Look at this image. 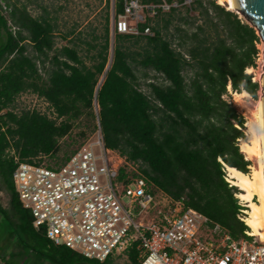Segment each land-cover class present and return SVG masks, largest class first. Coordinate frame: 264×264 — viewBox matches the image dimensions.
<instances>
[{
  "label": "trees",
  "instance_id": "1",
  "mask_svg": "<svg viewBox=\"0 0 264 264\" xmlns=\"http://www.w3.org/2000/svg\"><path fill=\"white\" fill-rule=\"evenodd\" d=\"M115 1L116 19L124 0ZM166 2L179 6L147 16L139 34L115 30L112 43L107 17L103 34L94 33L91 40L79 36L73 45L59 47L52 18L35 16L26 2L0 0V177L11 193L18 223L1 202L0 214L8 220L9 233L37 255L57 264H119L98 262L52 243L33 225L13 180L16 157L33 162L55 155L59 140L84 113L99 119L105 145L138 162L156 191L202 212L210 228L219 225L236 239L247 236L244 231L250 228L238 217L243 209L236 196L240 190L225 178L226 165L249 173L250 161L239 146L246 118L224 95L230 79L236 92L246 80L245 90L257 97L259 82L244 70L257 66L260 37L238 13L216 0ZM148 27L152 35L143 33ZM84 50L91 64L83 58ZM151 72L155 80L147 82L145 90L141 79ZM23 92L44 98L55 118L36 109L17 113L15 100ZM129 257L122 264L138 262L135 251Z\"/></svg>",
  "mask_w": 264,
  "mask_h": 264
},
{
  "label": "built area",
  "instance_id": "2",
  "mask_svg": "<svg viewBox=\"0 0 264 264\" xmlns=\"http://www.w3.org/2000/svg\"><path fill=\"white\" fill-rule=\"evenodd\" d=\"M178 5L166 0L158 4L124 0L115 30L139 34L146 12L155 16L159 9L168 11ZM143 33L151 34V29ZM41 158L29 162L16 157L13 180L33 225L56 245L102 263L129 262L135 251L136 264H264V241L250 229L244 231L247 236L236 239L219 225L210 228L202 212L168 195L160 199L138 162L105 145L99 119L96 140L67 160L49 164ZM228 174L226 167L229 182ZM240 211L238 217L246 223L245 209Z\"/></svg>",
  "mask_w": 264,
  "mask_h": 264
},
{
  "label": "rangeland",
  "instance_id": "3",
  "mask_svg": "<svg viewBox=\"0 0 264 264\" xmlns=\"http://www.w3.org/2000/svg\"><path fill=\"white\" fill-rule=\"evenodd\" d=\"M21 2H26L28 4L29 10L35 15H48L52 18L57 24V33L56 41L57 46H62L65 44L73 45L74 40L78 42V37L82 39L91 40L92 35L103 34L104 26L106 24L107 17L110 18V33L112 38V43L114 42L115 37V15L116 7L115 0H20ZM193 1V0H192ZM191 1V2H192ZM218 2V0H216ZM110 2V5H108ZM191 2L185 3L190 5ZM179 6V5H178ZM227 9V5H223ZM47 8L48 13L44 12V8ZM232 10V9H231ZM191 14L197 15L196 12H191ZM147 16H151L146 12ZM239 16L244 20L245 18L239 14ZM154 17V16H153ZM201 21L199 20L198 23ZM247 22V21H246ZM131 24H134L132 21ZM69 33L67 38H64L63 35ZM153 33L151 32V35ZM87 46L84 45V48ZM259 49V54L257 57V66L254 68L253 80L255 77L259 78V73L263 72V41L257 43ZM112 51V48H111ZM84 59L88 64H91L90 54L83 51ZM155 72H151L149 77L141 79L143 89L147 90V82L154 81L155 78L152 76ZM44 75V73H43ZM259 82V89L257 91V97L247 96V97H238L232 89V92L225 94L224 97H227V100L230 101L237 109L239 113L245 116L246 123L244 127L245 138L248 140L249 136L253 135L250 132V127L247 126L248 122H252L254 119V112L257 109L258 101L262 93L261 80H256ZM234 97L241 99V102L238 104L234 100ZM14 107V106H13ZM95 111H98L99 107L95 104ZM17 113H21L23 110H38L43 113H46L51 118H55L56 114L53 113V108L50 107L49 103L42 97H39L33 92H23L19 94L15 100V107L13 108ZM7 109L2 112H6ZM62 118L58 119V122H61ZM95 123L98 124V118L94 119L88 113H84L79 119L74 121V126L68 135L59 140L60 148L55 155H44L42 160L49 164H60L65 161L67 156H70L77 150L85 147L89 142L96 140L97 128H95ZM256 128V127H254ZM240 146V140H239ZM95 152H99L98 147H94ZM241 150V147H240ZM245 159H247V154L243 153ZM250 161L249 173L252 171L251 166H257L258 160L247 159ZM238 188V187H237ZM240 190V188H238ZM160 199L165 197L163 191H157ZM237 196V195H236ZM166 198V197H165ZM238 201L240 198L237 196ZM126 201L128 199L124 198ZM254 200L258 202V197H255ZM0 202L2 206L8 211L11 219L18 223L17 218L14 216V210L11 205V193L3 183L0 177ZM166 202V201H165ZM241 202V201H240ZM239 202V203H240ZM243 202V201H242ZM241 204V203H240ZM179 209L183 205H175ZM243 206V205H241ZM247 209V205L243 207ZM250 228V227H249ZM10 228L8 220L3 218L0 214V257H4L6 260L16 261L18 264H57L50 260L49 258H44L37 255L35 252L28 250L20 241V239L15 234H10ZM251 230V228H250ZM210 234V232H207ZM260 240L259 236L257 237ZM13 254V255H12ZM4 264V263H2Z\"/></svg>",
  "mask_w": 264,
  "mask_h": 264
},
{
  "label": "bare ground",
  "instance_id": "4",
  "mask_svg": "<svg viewBox=\"0 0 264 264\" xmlns=\"http://www.w3.org/2000/svg\"><path fill=\"white\" fill-rule=\"evenodd\" d=\"M218 3L227 5L229 9L235 10V0H218ZM247 69H249V73L254 70L252 67ZM263 72L259 73V78L255 77L254 80H261ZM235 94L240 98L245 97L243 91ZM249 96L251 95L249 94ZM240 98L239 103L241 102ZM262 103L261 93L257 109L254 112V119L247 124L253 135H250L248 140L240 139L241 151L247 154V159L257 158V166H251L252 171L250 173H244L228 165L226 167L229 172L227 176L229 182L240 188L237 196L244 202L245 206L247 205L245 221L251 228L250 233L259 236L264 241V126ZM255 197H258V202L254 200Z\"/></svg>",
  "mask_w": 264,
  "mask_h": 264
},
{
  "label": "water",
  "instance_id": "5",
  "mask_svg": "<svg viewBox=\"0 0 264 264\" xmlns=\"http://www.w3.org/2000/svg\"><path fill=\"white\" fill-rule=\"evenodd\" d=\"M235 11L242 15L247 23L253 26L260 39L263 41L264 59V0H235ZM264 70V65H263ZM262 87V107H263V126H264V72L261 78ZM97 104V101H96ZM98 105V104H97Z\"/></svg>",
  "mask_w": 264,
  "mask_h": 264
},
{
  "label": "clouds",
  "instance_id": "6",
  "mask_svg": "<svg viewBox=\"0 0 264 264\" xmlns=\"http://www.w3.org/2000/svg\"><path fill=\"white\" fill-rule=\"evenodd\" d=\"M244 73H245V75H248L249 74V69L245 68ZM253 82H255V81H253ZM246 86H247V81L246 80H241L240 83H239V88L243 91V94H244L245 97H247L249 95L248 92L245 90ZM227 91L229 93L232 92V82H231L230 79L228 80ZM224 99L227 102H230V101L227 100V97H224ZM232 100H234L235 102H237L239 104V98L238 97H234Z\"/></svg>",
  "mask_w": 264,
  "mask_h": 264
}]
</instances>
